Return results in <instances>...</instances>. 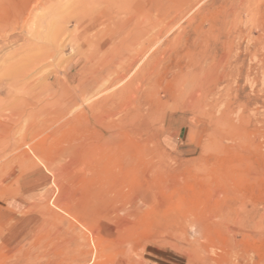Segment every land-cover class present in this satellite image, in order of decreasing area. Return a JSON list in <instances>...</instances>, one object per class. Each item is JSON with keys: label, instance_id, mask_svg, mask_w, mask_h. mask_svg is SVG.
<instances>
[{"label": "rangeland", "instance_id": "obj_1", "mask_svg": "<svg viewBox=\"0 0 264 264\" xmlns=\"http://www.w3.org/2000/svg\"><path fill=\"white\" fill-rule=\"evenodd\" d=\"M0 30V264H264V0H0Z\"/></svg>", "mask_w": 264, "mask_h": 264}, {"label": "bare ground", "instance_id": "obj_2", "mask_svg": "<svg viewBox=\"0 0 264 264\" xmlns=\"http://www.w3.org/2000/svg\"><path fill=\"white\" fill-rule=\"evenodd\" d=\"M3 17V16H2ZM6 18V17H5ZM8 19V18H7ZM8 21V20H7ZM1 31V30H0ZM2 33V32H1Z\"/></svg>", "mask_w": 264, "mask_h": 264}]
</instances>
